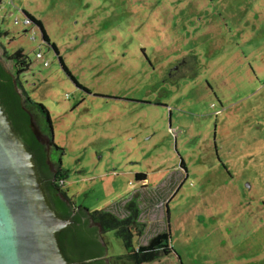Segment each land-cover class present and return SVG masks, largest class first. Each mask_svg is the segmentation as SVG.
I'll list each match as a JSON object with an SVG mask.
<instances>
[{"label":"rangeland","instance_id":"374dc122","mask_svg":"<svg viewBox=\"0 0 264 264\" xmlns=\"http://www.w3.org/2000/svg\"><path fill=\"white\" fill-rule=\"evenodd\" d=\"M19 48L76 206L138 195L135 244L168 228L173 248L144 264H264V0H1L6 70Z\"/></svg>","mask_w":264,"mask_h":264},{"label":"trees","instance_id":"16d2710c","mask_svg":"<svg viewBox=\"0 0 264 264\" xmlns=\"http://www.w3.org/2000/svg\"><path fill=\"white\" fill-rule=\"evenodd\" d=\"M1 3V0H0ZM27 19L39 26L42 38H49L40 22L26 13ZM52 48L57 51L56 45ZM13 64V71L6 70L0 63V103L12 125L33 154V160L44 190L52 208L71 223L58 233L63 255L75 264H144L168 255L173 248L170 244L169 229L150 234L145 242L135 244L145 235V224L140 221L141 207L138 195L130 196L121 206V213H114L108 207L88 210L76 206L64 187L68 170L62 168L61 159L52 160V149H63L53 141L51 120L46 106L33 101L24 89L19 74L28 69L30 61L21 48L7 55ZM60 63L67 75L77 84L61 58ZM183 166V164L181 163ZM137 180L145 179L143 173H136ZM113 231L123 244L124 252L107 256V247L102 235Z\"/></svg>","mask_w":264,"mask_h":264},{"label":"water","instance_id":"95a60500","mask_svg":"<svg viewBox=\"0 0 264 264\" xmlns=\"http://www.w3.org/2000/svg\"><path fill=\"white\" fill-rule=\"evenodd\" d=\"M71 222L50 205L33 154L0 103V264H75L58 241Z\"/></svg>","mask_w":264,"mask_h":264},{"label":"built area","instance_id":"2783aa9c","mask_svg":"<svg viewBox=\"0 0 264 264\" xmlns=\"http://www.w3.org/2000/svg\"><path fill=\"white\" fill-rule=\"evenodd\" d=\"M26 23L27 22H30L27 18L24 20ZM17 21L15 20V23H16ZM31 39H34V36H31ZM36 57L37 58H41L42 57V54L40 53V52H38V53H36ZM44 65H46V62H44Z\"/></svg>","mask_w":264,"mask_h":264},{"label":"flooded vegetation","instance_id":"af4514ba","mask_svg":"<svg viewBox=\"0 0 264 264\" xmlns=\"http://www.w3.org/2000/svg\"><path fill=\"white\" fill-rule=\"evenodd\" d=\"M188 62H190L189 60H188ZM188 66V67H187ZM185 67H187L188 68V71H192L193 70V68H194V65H192V63H187V65L185 66ZM79 84V83H78ZM78 87H82L80 84L79 85H77ZM85 89V88H84ZM86 90V89H85ZM87 91V90H86ZM145 102V101H144Z\"/></svg>","mask_w":264,"mask_h":264}]
</instances>
